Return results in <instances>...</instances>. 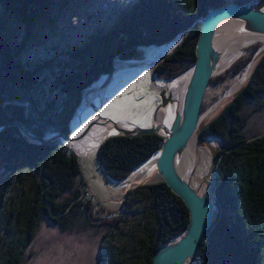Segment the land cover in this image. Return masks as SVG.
<instances>
[{
    "label": "trees",
    "instance_id": "1",
    "mask_svg": "<svg viewBox=\"0 0 264 264\" xmlns=\"http://www.w3.org/2000/svg\"><path fill=\"white\" fill-rule=\"evenodd\" d=\"M70 1L0 0V129L21 122L41 138L57 132L70 134L83 91L104 82L115 60H146L141 47L164 46L169 51L176 45L173 40L194 20L226 4L251 0H137L108 30L102 27L85 43L69 49L68 57L59 54L48 63H34L26 49L48 24L50 31L55 30L58 15L53 7L62 10ZM200 33L201 24H195L157 71L166 69L174 76L193 66ZM256 47L258 52L263 44L252 46ZM240 62L231 68V75L242 71ZM49 69L55 86L61 88L60 103L46 97ZM263 112L264 58L248 86L205 131L221 135L227 147L219 153L217 166V219L205 234L194 264H264V134L247 132L254 127L252 119ZM162 143L156 134L116 135L97 144L96 154L103 173L124 184L133 171L159 156ZM0 171L7 175L0 193V264H24L43 220L68 231L81 218L92 226H96L92 219H102L97 225L109 228L97 264L112 259L104 240L119 229L120 218L103 219V207L94 214L82 191L87 182L81 159L64 141L32 143L12 125L0 133ZM123 203L135 206L139 224L133 221L130 226L137 230L140 226L143 234L134 264H153L154 252L165 241L183 235L189 222L188 207L161 176L130 190ZM127 245L119 249L122 260L130 254Z\"/></svg>",
    "mask_w": 264,
    "mask_h": 264
},
{
    "label": "rangeland",
    "instance_id": "2",
    "mask_svg": "<svg viewBox=\"0 0 264 264\" xmlns=\"http://www.w3.org/2000/svg\"><path fill=\"white\" fill-rule=\"evenodd\" d=\"M136 2L137 0H71L62 10H59L58 6L55 5L53 13L54 15H58L54 23L55 30L50 31L48 24L44 29V34L30 44L26 49V53L34 63L39 61L48 63L51 58H58L59 54L63 57H68L67 51L69 49L75 45L85 43L92 34L102 27L108 30L122 18L124 13L131 11L135 7ZM179 38L180 35L173 41L178 42ZM261 43L264 46V37L257 36L252 41L246 43L233 57L228 54V51H225L220 66L214 76H212L203 98L200 119L214 115L227 94L239 86L240 81L247 74L251 66L253 58L256 55L255 52L258 50L257 47L253 49L252 46H255V44L259 46ZM140 49L145 52L146 60H154L158 56L168 52L164 51V46L153 45L141 47ZM240 60L242 71L231 75V68ZM53 68H56V66H53ZM157 69L158 66L154 70V80L156 83L153 81L152 66L150 65L118 70L104 93L105 97L101 94L93 97V101L97 106L101 104L104 97L103 101L105 103L99 115L130 127V124H135L142 128H147L148 125L151 126L155 108L160 102V91L157 86L162 87L177 75L187 73H183V70L172 76L169 70L165 69L158 72ZM49 70L47 73H50L52 69ZM49 73L45 76L46 97L57 98L58 103H60L63 100L61 88L55 86L56 80ZM187 81L186 83L181 82L182 84L179 83L174 87L172 86V82L170 83L171 91L175 98L183 94L182 88L184 87L185 89ZM102 83L95 86H99ZM92 95L90 94L88 99ZM44 101L47 105L48 101ZM88 101L86 99L81 100L80 105L76 108L70 133L71 137L73 135L76 136L77 133L82 134L90 122H95L92 129L82 139H88L86 144L87 154L81 156L78 149L73 146L82 140L73 142L72 144L65 142V144L79 153L78 157L81 159L82 176L87 182L82 187V191L83 195H85V200L90 201L94 206V214H97L98 208L101 209L103 207L105 209L101 215L103 219L116 216L120 218L121 224L119 229L111 232L104 240V244L108 247L107 253L110 254V251H112V259L110 260L109 257L107 264H123L124 260L126 263L128 262L127 264H134L133 260L136 262L138 255L141 253L140 240L143 234L140 233V226L138 230L130 226V222L133 221L139 224L138 213L133 211L135 206L131 203L126 204L123 202L128 199V192L132 189L131 184L129 186L128 183L133 179L138 180L142 175H145V172L142 175L138 173L145 165L148 164L147 166H150L158 155L154 156L141 168L133 171L131 180L128 183L120 184L108 178L101 169L96 151L97 144L102 143L103 138L111 131L112 127L102 123L104 120L97 116L94 108L90 106ZM168 114L167 110L161 112L158 116L159 121L167 122ZM252 121L254 127H249L248 134L250 136L252 133L263 135L264 112L258 114ZM92 133L94 135L91 136ZM118 134L117 132L111 135L116 136ZM61 141L63 142L62 139ZM6 177L7 175H2L0 171V193ZM83 177L78 180L80 185H82ZM158 178H160L159 175L154 180ZM122 209L124 210L122 211ZM101 221L102 219H92V222L96 224V226H92L86 225L84 219L81 218L71 226L70 230L64 231L57 224L43 220L32 246L28 250L24 264H97L103 235L109 229L98 226L97 224ZM144 223H146V220ZM126 244H129L127 245L128 248L126 246L127 253L131 255L123 257L124 260H122L119 249Z\"/></svg>",
    "mask_w": 264,
    "mask_h": 264
},
{
    "label": "water",
    "instance_id": "3",
    "mask_svg": "<svg viewBox=\"0 0 264 264\" xmlns=\"http://www.w3.org/2000/svg\"><path fill=\"white\" fill-rule=\"evenodd\" d=\"M229 21L235 22L234 30L237 34H249L254 38L257 36L264 37V0H251L243 4H226L211 10L207 16L194 20L180 34L179 41L168 52L154 60L125 61L117 59L113 62L112 70L105 81L99 86L86 89L82 94V101L84 99L89 100L88 103L94 108L97 116L104 120L102 123L115 128L119 133L118 135L156 134L163 139L159 156L152 161L150 166L145 165L138 173L142 175L145 172V175H142L138 180L133 179L128 185L131 184V190H135L151 183L157 175L161 176L172 192L181 197L188 207L189 222L183 235L177 239L165 241L154 252L153 264H194L205 234L213 227L217 219L218 201L215 196L217 166L220 161L219 153L225 150L227 145L221 135L205 134V131L248 86L264 58L263 46L253 58L252 69L250 70V66L239 86L227 94L216 110V114L200 119L206 90L226 51V49L215 44V38L219 35V27ZM195 24H201V33L196 47L197 60L193 66L183 72L190 71L184 92L175 98L170 86V83L182 73L170 79L164 86H157L160 91V102L155 108L153 123L150 127L142 128L135 124H130V127L99 115L105 103L103 101L104 93L118 70L150 65L152 66L153 81L156 83L154 80L155 68L182 45ZM90 94L93 95L88 99ZM99 94L104 97L101 104L97 106L93 97ZM172 109L174 112L171 113L172 120L170 122L159 121L158 116L161 112L166 110L171 112ZM94 124L95 122H90L83 133H77L75 137L64 132H57L41 138L31 133L21 122H11L5 125L0 129V133L15 125L30 142L43 144L60 138L67 144H72L81 141ZM110 137L112 135L109 132L103 138L102 143ZM193 140L195 141V148L207 154L208 165L204 171H199V158L196 159L190 171L182 172L181 166ZM76 154L79 156L78 152Z\"/></svg>",
    "mask_w": 264,
    "mask_h": 264
},
{
    "label": "bare ground",
    "instance_id": "4",
    "mask_svg": "<svg viewBox=\"0 0 264 264\" xmlns=\"http://www.w3.org/2000/svg\"><path fill=\"white\" fill-rule=\"evenodd\" d=\"M235 22H225L219 27V35L215 38V44L219 47H222L223 49H226L228 51V54L233 57L235 56L239 50L248 42L252 41L254 39V36L249 34H237L234 30ZM232 41H229V40ZM227 53V52H226ZM252 69V66L250 70ZM249 70V72H250ZM190 76V71H187V73L179 76L177 79H175L172 82V86H176L177 84L183 82L186 83ZM241 83V81H240ZM239 83V84H240ZM182 84V83H181ZM182 91L184 92V87L182 88ZM174 109L171 110V112H168L167 116V122H170L172 120V114ZM29 130V129H28ZM118 131L115 128H111L110 134H116ZM95 133V132H94ZM94 135L93 133L91 136ZM94 137V136H93ZM87 138L82 140L79 143L74 144L73 146L78 149L81 156H85L87 154L86 150V144H87ZM90 141V140H89ZM207 154L202 153L201 150H198L195 148V141L193 140L191 142V145L189 146L188 153L184 158L183 164L181 166L182 172H188L191 170L192 166L194 165L196 159L200 158L199 163V171H204L208 165ZM199 181V180H197Z\"/></svg>",
    "mask_w": 264,
    "mask_h": 264
},
{
    "label": "flooded vegetation",
    "instance_id": "5",
    "mask_svg": "<svg viewBox=\"0 0 264 264\" xmlns=\"http://www.w3.org/2000/svg\"><path fill=\"white\" fill-rule=\"evenodd\" d=\"M148 126H150V125H148ZM148 126H147V127H148ZM70 133H71V132H70ZM69 135H70V134H69ZM72 137H74V135H73Z\"/></svg>",
    "mask_w": 264,
    "mask_h": 264
}]
</instances>
